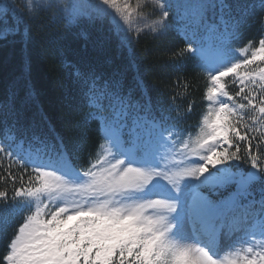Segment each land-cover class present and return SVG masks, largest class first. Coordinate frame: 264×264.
I'll use <instances>...</instances> for the list:
<instances>
[{
	"label": "snow or ice",
	"instance_id": "snow-or-ice-1",
	"mask_svg": "<svg viewBox=\"0 0 264 264\" xmlns=\"http://www.w3.org/2000/svg\"><path fill=\"white\" fill-rule=\"evenodd\" d=\"M174 7L184 9L173 19L184 21L177 31L186 44L175 55L191 54L206 74L199 133L185 139L177 120L158 119L150 100L125 93L118 68L76 72L104 142L87 168L43 121L23 122L11 103L0 106V234L13 228L0 264H264V38L229 46L264 0H25L23 12L0 8V24L14 20L0 39L26 36L49 13L53 22L98 27L101 50L113 41L123 48L168 32ZM257 183L261 199H248ZM229 184L234 192L214 198Z\"/></svg>",
	"mask_w": 264,
	"mask_h": 264
},
{
	"label": "trees",
	"instance_id": "trees-1",
	"mask_svg": "<svg viewBox=\"0 0 264 264\" xmlns=\"http://www.w3.org/2000/svg\"><path fill=\"white\" fill-rule=\"evenodd\" d=\"M10 3L20 12L24 11V0H0L1 6ZM240 3L258 4V0H240ZM183 13L181 8H173L169 16L172 27L164 35L141 34L129 46L121 48L113 41L103 50L99 47L102 33L98 27L84 22L70 26L66 20L53 22L49 13L42 14L39 20L29 24L26 36L9 35L7 39H0V106L11 103L20 111L23 122L43 121L52 135L62 140L72 161L78 167L87 168L98 157L104 142L100 122L87 119L94 109L80 102L76 72H83L89 66L102 68L106 73L118 68L125 93L131 91L134 99L147 98L153 115L158 119L171 116L178 121L184 135L192 134L206 112L207 101L203 99L206 74L191 54L175 55L186 47L184 37L177 31L184 21L173 19ZM13 24L10 16L7 24H0V30ZM20 28L23 33L24 25L20 24ZM103 34H107L106 29ZM260 38H264V10L255 7L229 46L242 49L250 41L257 44ZM214 42L212 38L205 40L206 45ZM230 88L235 90V86ZM189 104L192 105L190 112ZM170 107L175 111H169ZM230 163L245 171L251 170L242 161ZM232 170L235 172L237 168ZM261 187L259 183L254 184L248 199L259 201ZM235 190V184L218 188L214 198L220 199ZM200 191L208 195L211 189L204 187ZM247 202L241 200V203ZM12 234L13 228L0 234V258Z\"/></svg>",
	"mask_w": 264,
	"mask_h": 264
},
{
	"label": "rangeland",
	"instance_id": "rangeland-1",
	"mask_svg": "<svg viewBox=\"0 0 264 264\" xmlns=\"http://www.w3.org/2000/svg\"><path fill=\"white\" fill-rule=\"evenodd\" d=\"M25 1V0H24ZM189 2V0H173V3L174 4H177V5H183V4H186V3H188ZM6 6H8L7 4H3L2 6H1V4H0V8H4V7H6ZM178 8H181V7H178ZM183 11H184V9L183 8H181ZM150 10V9H149ZM193 137L195 136V133L194 134H191ZM188 136H189V134H185L184 135V138L185 139H187L188 138Z\"/></svg>",
	"mask_w": 264,
	"mask_h": 264
}]
</instances>
